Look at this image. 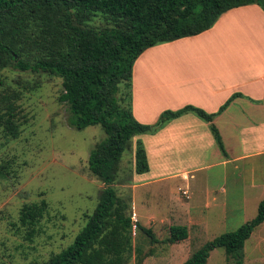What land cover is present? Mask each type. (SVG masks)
I'll return each mask as SVG.
<instances>
[{"label":"trees","instance_id":"1","mask_svg":"<svg viewBox=\"0 0 264 264\" xmlns=\"http://www.w3.org/2000/svg\"><path fill=\"white\" fill-rule=\"evenodd\" d=\"M254 4L264 10V0H0V72L12 68L62 79L60 102L68 107L70 127L81 131L101 126L107 134L89 159L91 173L105 185L98 206L74 242L44 264H127L132 258L136 249L130 204L113 185L121 159L135 139V172L150 171L147 150L139 137L154 134L153 126L159 130L194 114L210 124L219 150L228 158L214 121L241 94L214 114L186 106L165 111L155 125H145L133 116V70L148 49L198 36L213 28L224 13ZM98 16L109 25L94 27ZM18 100L16 93L0 98V128L14 139L21 127ZM47 211L46 201L21 210L20 223L30 237ZM263 224L264 201L255 219L208 242L184 264H207L217 248L225 249L229 264H245L246 243ZM137 229L152 243L159 242L152 229L141 224ZM188 238V228L177 225L170 227L164 242L174 245Z\"/></svg>","mask_w":264,"mask_h":264},{"label":"rangeland","instance_id":"2","mask_svg":"<svg viewBox=\"0 0 264 264\" xmlns=\"http://www.w3.org/2000/svg\"><path fill=\"white\" fill-rule=\"evenodd\" d=\"M92 25L102 28L109 22L98 16ZM63 92V80L49 74L12 68L0 72V98L18 95L21 125L16 139L0 128V262L4 264H44L68 248L104 190L89 169V159L107 134L101 126L81 131L70 127L68 107L60 102ZM136 143L135 139L124 153L113 185L130 204L128 215L134 223L136 251L127 264H184L208 242L256 218L264 201V156L215 165L195 174L187 187L182 180L138 175ZM226 147L233 158L242 153L230 144ZM188 189L190 199L183 194ZM42 201L48 203V211L30 237L20 223V212L25 205ZM206 202L211 206L204 211ZM137 224L152 229L159 242L152 243ZM177 225L188 227L189 238L174 245L164 242L170 227ZM207 264H229L225 249H215ZM245 264H264V224L246 243Z\"/></svg>","mask_w":264,"mask_h":264},{"label":"crops","instance_id":"3","mask_svg":"<svg viewBox=\"0 0 264 264\" xmlns=\"http://www.w3.org/2000/svg\"><path fill=\"white\" fill-rule=\"evenodd\" d=\"M132 86L133 116L145 125L186 106L214 114L241 94L214 121L225 146L242 149L240 155L233 158L226 147L228 158L222 154L219 160L210 124L190 113L139 137L148 154V177L190 187L195 174L215 165L264 156V10L256 4L234 8L198 36L148 49L134 65ZM210 206L206 202L201 209Z\"/></svg>","mask_w":264,"mask_h":264},{"label":"built area","instance_id":"4","mask_svg":"<svg viewBox=\"0 0 264 264\" xmlns=\"http://www.w3.org/2000/svg\"><path fill=\"white\" fill-rule=\"evenodd\" d=\"M184 195L187 196V197H189V193L186 192V191L184 192Z\"/></svg>","mask_w":264,"mask_h":264},{"label":"water","instance_id":"5","mask_svg":"<svg viewBox=\"0 0 264 264\" xmlns=\"http://www.w3.org/2000/svg\"><path fill=\"white\" fill-rule=\"evenodd\" d=\"M156 129H157V127H154V128H153V131H155Z\"/></svg>","mask_w":264,"mask_h":264}]
</instances>
